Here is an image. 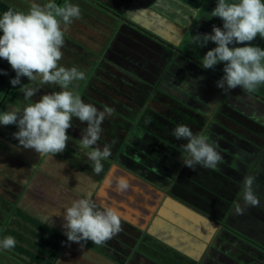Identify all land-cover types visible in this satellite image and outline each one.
I'll return each mask as SVG.
<instances>
[{
    "label": "crops",
    "instance_id": "crops-1",
    "mask_svg": "<svg viewBox=\"0 0 264 264\" xmlns=\"http://www.w3.org/2000/svg\"><path fill=\"white\" fill-rule=\"evenodd\" d=\"M57 1L52 0L56 4ZM75 1L78 0L70 3L78 5ZM119 1L126 3L124 4L126 8L121 9V6L116 8H119V14L122 11L123 16L131 21L128 23L129 25L120 20L121 16L110 19L109 16L97 12L98 18L102 17L108 20L103 32L107 35L98 34L104 37L114 34L112 44L110 40L94 41L97 49L94 50L96 47L93 45L91 48L94 51H91L89 46L79 41L82 47H78L88 56L89 54L83 49L84 46L90 49L93 56L94 53L98 54L99 52L105 54L102 63L107 67L111 66L110 68L113 69L112 71L116 76L113 77L116 78L114 86L121 87L124 93L120 92L123 95L125 93L132 94L128 95L129 99H132V104L129 106L133 105L143 109L142 114L144 116L148 112L163 114L167 117V121L162 126L165 133L162 136L164 140L147 133V128L139 126L137 123H130L124 129L129 131L125 132L124 138L135 139L141 144L147 143L149 148L153 150L152 152H156V149L164 151V147L167 146L180 147V152L184 156L186 153L183 145L187 141H175L173 129L177 125H186L195 133L194 128L200 126L195 134L203 132L208 135L209 142L222 156L218 166L210 169L197 165L194 169H189L182 166V158H170L167 160L169 163L167 165L162 164V166L167 170H170L173 164L177 169L182 166L183 172L177 170L176 174L192 173L191 170H194L197 174L194 181L197 183L199 180L201 184L199 190L214 188L216 179L220 177L231 178L238 183L239 187V194L236 199L239 202L236 203L235 208L238 205L244 207L242 199L244 180L247 176H254L256 183L253 188L260 204L257 207H247L244 214L238 215V218L235 208L230 206L225 208L220 219L217 216L210 217L209 212L201 210L198 204L190 203L187 194L181 192L180 188L173 189L174 192L160 193L157 189L158 184L169 188L173 177L168 176L164 170L161 171L160 166L144 167L145 175L151 183L147 184V180L143 179L144 176H142L144 173L141 174L140 172L141 175L137 174L139 176H136L130 169L129 171L120 170L116 167L111 169L107 163L111 164L112 161L108 160L102 161L104 170L99 175L93 176L75 169L74 175L70 174L71 181L67 182V185L63 181L65 179L63 172L65 171H62L61 175L57 174L61 171L63 164L67 166V163H64V159H62L63 154L58 159L59 162H54L51 158L48 159L43 163L44 169L43 167L41 170L39 167V169L37 167L28 168L20 157L26 154L30 155L29 152H31L33 155L29 157L35 160V150L23 148L14 139L13 133L19 130L16 125H0V238L12 236L16 241L15 247L12 249L0 248V264H27L20 260L22 258L28 264H40V261H37L40 260V252L48 249L43 246L42 242L48 240L55 233L59 236L51 241L56 254L51 261H54L53 264L119 263L115 260L114 254L102 253L103 255H101L97 253L98 251L91 250L95 246L94 244H84L85 246L82 245L81 247L79 243L68 241L64 234L63 224L65 222L61 219L65 214V209L71 206L73 200L79 196L88 195V192L98 205L119 210L122 217L121 227L122 230L127 228L128 238L131 236L132 230L138 231L140 228L144 232L143 237L148 236L150 239L147 240L148 243L156 245L154 242H158V246L150 245L146 247L145 252L139 253V256H136L138 260L133 264H184L185 260L181 262L179 259H185L186 256L194 258L196 264H226L218 260V257L221 256L231 258L227 253L230 251V247L223 249V243H219L218 240L219 230L223 225H236L238 231L264 246V242L260 240V237L264 238V99L253 94H246L247 92L242 93L240 89L245 90L239 87L223 91L217 87V81L223 76V63H218L215 66L217 74L206 71L210 69L203 70L200 63L187 62L176 51L177 47L183 51L193 49L194 55L192 56L196 55V59L200 57V61H202L206 52L216 46L209 42L205 47L198 48L191 43V37L198 33L201 35L211 33L214 25L223 28V21L210 15L217 5V0H116V2ZM32 2L33 0H0V14L10 8L26 12ZM35 2L43 5L49 0H35ZM80 5V18L74 19L65 32V35L69 37L76 32L84 34L94 32L92 27L96 21L87 20L83 15L86 11L95 12V7L83 2ZM114 5L118 6V3ZM80 21L85 22V24L80 23ZM109 21L112 23L111 25H108ZM78 24H82V27ZM138 27L146 30L149 36L136 31ZM108 28L109 30H107ZM73 29H76V32ZM156 35L165 39L166 43L169 46L172 45L173 48H167L165 45L157 43ZM66 39L67 37L64 38L67 43ZM252 43L254 46L264 48V39L259 36ZM112 45L114 46L111 50ZM66 46L63 45L62 47L65 51L67 50ZM75 46L77 45L75 44ZM118 46L121 48L120 51L116 50ZM233 46L244 45H229V47ZM109 51V56H107ZM95 59L97 58L94 57L93 61ZM173 59L175 60L172 61ZM0 65L4 66L3 72L7 73H0L2 77L6 78L5 83L0 84L1 91L3 86L14 76L15 71L4 59H0ZM141 86L143 87L140 89ZM147 89L152 90L151 101L149 104H146L147 102L142 104V92ZM18 90L19 94L13 95L0 113L11 108L22 110L26 106L21 105L24 103V94L21 89L18 88ZM242 95L256 98L257 106L253 103L251 105L240 103V101L242 102L240 99ZM16 99L22 102L19 103ZM135 103L139 106H135ZM222 104L226 105L223 109ZM241 108L242 111H240ZM232 110L248 119H244V125L255 127V130H252L253 134H259L256 143L254 141L245 142L240 138V134L233 135L217 120L214 122L217 113H230ZM223 115L228 117L226 114ZM241 123L243 124V121ZM80 124H77L76 127ZM72 126L75 125L72 124ZM85 126L87 125L81 126L79 129L70 128L80 130L84 129ZM132 134L134 135L132 136ZM169 136L173 139H169ZM70 141L71 138L69 137V145L71 144ZM27 170L30 172L28 179L25 172ZM32 172L35 173L31 175ZM80 172L83 178L77 182L76 177ZM117 172L125 174L124 176L129 175L127 179L130 188L124 194L114 191L115 183L111 187H104L103 189L101 187L105 176L111 175L115 178L119 174ZM53 173L56 174L55 178L61 182L59 184L55 182L56 185L51 187L48 180L53 177ZM65 177L69 179L67 174ZM134 178L139 181H135ZM203 179L205 181L201 183L200 181ZM144 182L148 186L144 185ZM60 184L65 186H60ZM59 187L63 189L64 193L58 190ZM50 188L57 189L54 190L53 198L48 196L51 192ZM172 196L182 200L184 204H179ZM205 200L208 201V199ZM233 213L236 215L235 217L232 216ZM247 217H252V219ZM42 228L50 233L48 237L40 234ZM125 241L128 240L125 239ZM156 249L157 251H155ZM11 252L15 255H12ZM165 254L170 257H166ZM230 254L240 264H255L252 259L243 260L242 253H239L237 249H233ZM261 258H257V264L263 263ZM133 259L134 254L128 262L126 261V264H131Z\"/></svg>",
    "mask_w": 264,
    "mask_h": 264
},
{
    "label": "clouds",
    "instance_id": "clouds-1",
    "mask_svg": "<svg viewBox=\"0 0 264 264\" xmlns=\"http://www.w3.org/2000/svg\"><path fill=\"white\" fill-rule=\"evenodd\" d=\"M195 11V10H193ZM79 5L64 4L58 6L52 0L41 5L35 0L25 11L8 9L0 14V59L6 60L15 71V78L9 82L13 87L21 85V78L35 81L38 77L42 85H57L59 91L46 93L38 100L28 103L23 109L11 108L0 113V125H16L18 131L14 139L25 149H33L42 156L63 153L68 146L69 136L66 130L72 127L73 117L87 127L82 131L79 141L82 149H91L86 153L93 162V171L99 175L104 170L102 161L111 156L110 146L97 147L101 137V125L112 110L103 111L84 100L69 86L74 81L86 78L85 72L77 67L66 68L58 62L62 59L61 51L64 35L74 19H79ZM223 21V28L213 26L211 33L196 34L191 43L198 48L209 42L216 46L206 52L201 66L214 69L223 63V76L217 81V87L223 91L242 88L254 91L264 85V48L254 46L253 41L259 36L264 39V0H217L216 7L210 13ZM229 45H244L233 46ZM0 73L7 74L0 70ZM25 100L34 97L37 87L21 89ZM173 135L178 140L187 141L183 145L186 155L182 156V166L194 169L197 165L214 169L222 160L209 137L205 133L194 134L186 125H177ZM114 191L126 193L130 184L126 177L103 178L102 189L111 187ZM254 176L244 180V207L237 206L235 213L242 215L247 207H257L260 201L255 194ZM65 235L70 242L82 245L103 246L121 230V213L118 209L98 205L90 194L79 196L65 209L63 216ZM12 236L0 238V248L9 250L15 247Z\"/></svg>",
    "mask_w": 264,
    "mask_h": 264
},
{
    "label": "rangeland",
    "instance_id": "rangeland-1",
    "mask_svg": "<svg viewBox=\"0 0 264 264\" xmlns=\"http://www.w3.org/2000/svg\"><path fill=\"white\" fill-rule=\"evenodd\" d=\"M71 1H74V0H61V3L59 5L63 6L64 4H68ZM76 2L78 3L80 8H81V5H80L81 2L86 3V4L90 5L91 7H93V6L95 7L94 8L95 12L94 11H91V12L86 11V13L83 16L87 20L96 21L95 25H93L92 29L94 32H97V33L93 32L92 34L91 33L84 34V33H78V32H76V29H73L76 33H72V36L69 37L68 35H64V38L67 37V39H66L67 43L66 42L64 43V45H67L66 46L67 50L65 51V49H61L63 56H62V59L58 62V64L60 66L66 67V68L77 67L80 71L85 72L86 78L82 81H74L73 84L69 86V90H71L75 94L79 95L84 100V102L94 105L100 111H103L105 109V107L112 110V114L110 116H107L101 125L102 129H109V131H108V133L107 132L105 133V131H101V137H100V140L97 142L96 146L100 147L102 149L105 145H108V146H110V149L112 150L113 146L109 145L110 144L109 140L118 141V139L120 140L122 137H124L125 132H128V131H125L124 129L127 128L128 124L130 122H134V124L137 123V125H139V126L146 127L147 133H150L152 135H156V137L158 139L164 140L162 138V136L165 133L162 129V126L164 125V122L167 121V117L164 116L163 114H159V113L151 114L148 112H146V114L144 116L142 114V112H144L143 109L134 107L133 105L129 106L130 104H132V99H129V96L132 94L125 93L123 95V94H121V92H123L121 90L122 88L119 86H114L115 79L113 77H115V75H114L115 73L112 71L113 69L110 68L111 66L107 67L104 63H102L103 62L102 58L105 57V54H102V52H99L98 54L94 53V56H93L90 52V49H91V51H94L95 49H97V46L94 45V41H101V42L103 41L104 42L106 40H110L111 37H113V35H114V34H109L106 37L102 36L104 34L107 35V33H103V32L105 31L106 21H108V20H107V18L106 19L102 18V17L98 18L97 16L99 14L96 15V13L101 12L103 15L109 16L110 19H111V17L116 19V18H118V16L119 17L121 16L120 20L124 21V23L126 25H129L128 23L131 21H129V19L126 16H123L122 11H121V14H119L120 13L118 11L119 8H116V7H120V6H121V9L126 8L124 6V4H126L125 1L116 2V0H105V1H103V0H78V1H75V3ZM112 3H114V4L118 3V6H115ZM125 13H126V11H125ZM83 21H80V23H82ZM83 23L85 24V22H83ZM111 24L112 23L109 21L108 25H111ZM96 25H98V27H96ZM78 26L82 27V24H78ZM87 29H88V26H87ZM107 30H109V28ZM85 32H87V31L85 30ZM98 33H102V35H99ZM79 41H80V43H84V45L89 46L90 49L86 48L85 46L83 47V49L85 50V52H87L89 54V56L85 55L81 51V49L79 47H82V46L79 44ZM75 44L77 46H75ZM93 45L96 47V48H94V50H93V48H91V47H93ZM183 49H184V47H183ZM176 51H178L179 56L184 58L187 62H191L194 64H196V63L202 64V61H200L201 60L200 57H199V59H196V57H195L196 55L192 56V55H194L193 49H191V50L187 49V51H183L182 49L177 47ZM176 51H175V53H177ZM94 57H96L97 59H95L93 61ZM203 70H206V69L203 68ZM206 71L217 73V70L215 68L210 69V70H206ZM21 85H22V87H21ZM21 85H17L16 87H12L11 91L9 92L10 98H12L13 95L19 94L18 88L22 89L24 87H37L39 89L37 94L34 97H32L31 99L25 100V98L23 97L24 103L21 105H27L28 103L35 102L43 94L51 93V92L60 90L59 86H57V85H42V84H40L39 77L35 81H29L26 77H22L21 78ZM142 87L143 86H141L140 89ZM118 90L121 92L117 93ZM143 91L144 92H142L143 93L142 104H144L146 102H147L146 104H149L151 101V91L152 90L147 89V90H143ZM240 92L244 93V91L241 89H240ZM249 93L253 94L255 96H260L262 99H264V85L259 86L254 91H247L246 94H249ZM84 94H86L88 96V99ZM16 100H18L19 103L22 102L19 99H16ZM138 104H140V103H138ZM134 105L139 106L136 103ZM240 111H242V108L240 109ZM232 112L235 115V112L233 110H232ZM237 112H239V111H237ZM223 114H226V113H217V115L214 118V122H216V120H217L221 124V126H223L224 128H227L229 133H231L233 135H235V134L239 135L240 134L241 135L240 138L242 140H244L245 142L254 141V143H256V140L259 138V134L258 133L253 134L252 130H255V127H251L250 125L247 126V125L242 124L240 121L236 120L233 115H231V117L230 116L226 117ZM241 120H243V119H241ZM72 121L74 123L80 122L78 120V118H75V117L72 119ZM85 127H87V126H85ZM66 134L71 138V141H70L71 144L70 145L68 144L67 149L63 153H59V154H56L54 156L53 155L42 156L39 153L35 152L36 156H34V157H36V159L32 160L29 156H31L33 154L31 152H29L30 155H28V154H26L25 156L22 155V157H20V158H22L23 163L26 164L28 166V168L30 167V168L34 169V167H37V168L39 167L41 170L42 167H43V169L45 167V165L43 163H45L48 159L51 158V159H53L54 162H57V161L59 162L60 160H58V159L63 154L62 159H64V163H67V166H64L65 164H63L62 166L64 168L62 167L61 171L57 174L61 175L62 171H65V172H63L64 173L63 176L65 178V179H63L64 184H67V182L69 183V181H71L70 174L74 175L75 169L82 171V172H85V174L88 173L89 175H93V176L97 175L93 171V162L90 161L86 155V153L88 151H90V149L85 150V149H82L80 146L79 141L81 139L82 131L69 128L66 130ZM250 134H252V135L250 136ZM116 138H117V140H116ZM123 141H124V139H123ZM125 145L122 144L119 147L118 152L122 153L123 149L125 148ZM27 150H32V149H27ZM69 158H71V159H69ZM72 165H73V167H72ZM108 165H110V163H107V166ZM25 172L27 173V179H28V177L30 178V176H28L30 173L29 170H27ZM191 172L192 173H190V172H185L183 174L181 173L180 182L182 183V188L180 189V191L187 194V199H189L188 201L190 203L194 204L198 200L199 201L198 205L201 207L200 209L204 210L205 212L206 211L209 212L210 217L211 216H217V217L220 216L221 217V215L217 214L218 209L215 213V208L212 206L215 204L214 203L209 204V201L206 202V200L204 198L207 196V199H211V198L213 199L217 196V197H219L218 202L222 203L225 200L229 201L231 199L230 197H228V195L230 194V191H232L233 192L232 193V199L234 201L236 199L237 195L239 194V191L238 190L233 191L231 189H228V190L224 189L225 186L219 188L216 185H213V186H215L214 188H210V189H205V188L201 189L200 188L201 190H199V187H201L199 180L197 181V183L194 181L197 174L194 170H191ZM34 173L35 172H32L31 175H33ZM117 173H119L117 175V177L125 175V174H122L120 172H117ZM66 174L69 176V179L65 177ZM85 174H84V176L86 177ZM55 177H56V174L53 173V177L48 180L49 185H51V187L56 185L55 182H58V184L61 182L58 178H55ZM124 177L128 178L129 175L124 176ZM82 178L83 177H82L81 172H80V174L76 177L77 182L79 180H82ZM134 180L139 181L137 178H134ZM204 181L205 180L203 179L200 182L204 183ZM92 182H93V180H92ZM146 182H147V184L150 183L148 180ZM143 184L147 185L145 182ZM60 186H65V185L60 184ZM50 189H51V192L49 193L48 196H49V198H53L54 190H57V189H53V188H50ZM58 190H61L64 193L62 188L59 187ZM88 194H89V192H88ZM196 195H198V196H196ZM37 200H40V198H37ZM175 200L184 204V202H182V200H180L178 198H175ZM195 204H197V203H195ZM224 206H225V203H224ZM234 206H235V203H233L232 208ZM223 211H222V213H223ZM220 217H218V219H220ZM61 220H63V218ZM56 227H58V226H56ZM131 233H132L131 236H134L135 233L137 236V240H135V242L132 244H131L132 238H128L129 234L123 230V231H120L117 235H115V238L113 237L114 239L111 238L110 240H108L103 246H97L94 244L95 246L91 250L94 252L98 251L97 253H99V254H102V253H107L109 255L114 254L115 260H117L119 263H123L125 261L128 262L134 253H136V252L141 253L142 251L145 252L147 250L145 248V245H144L145 239L142 235V234H144V232L140 228H138V231L134 230ZM40 234L45 235L47 237L50 235V233H47L44 230V228H42V231ZM58 236L59 235L55 233L54 235H51V237L48 240L42 242L43 246L47 247L48 249H44V251L40 252L41 253V255L39 256L40 260H37V261H40V264H49L52 261L53 257L56 255L55 250L52 247L53 243H51V241L52 240L54 241ZM260 238H261L260 239L261 242H264V238L263 237H260ZM125 239L128 241H125ZM90 243H92V242L88 241L85 245H89ZM85 245H83V246H85ZM11 253H12V255H15V253H13V252H11ZM186 260H187V264H196V262H195L196 260L194 258H188L186 256ZM53 262H51V264H53Z\"/></svg>",
    "mask_w": 264,
    "mask_h": 264
},
{
    "label": "flooded vegetation",
    "instance_id": "flooded-vegetation-1",
    "mask_svg": "<svg viewBox=\"0 0 264 264\" xmlns=\"http://www.w3.org/2000/svg\"><path fill=\"white\" fill-rule=\"evenodd\" d=\"M113 40H114V37L113 38L111 37V39H110L111 44H112ZM114 45H112L111 50H112V48H113ZM116 50L117 51H120L121 50L120 46H118L116 48ZM110 51L107 52V56H109ZM8 83H9V81L7 82V84H5L3 86L4 88L0 91V95H2V94H4V93L7 92V96H9V92L11 91V89H12L13 86H11L10 89L8 90L7 89L8 85H9ZM244 92H247V91L245 90ZM117 93H120V91L118 90ZM84 95L88 99V96L86 94H84ZM240 99L242 100V102L240 101V103H242V104L251 105L253 103V104H255L257 106V102H256L257 99L254 98V97H249V96L247 97L245 95H242V97ZM222 105H221L222 106V109H223V107H226L225 104H222ZM236 106H239V105H236ZM226 115L227 116L233 115L234 118L236 120L240 121V122H242L244 119L245 120H248L243 115H240V114L237 115L236 113L234 115V113L232 111L230 113H226ZM241 119H243V120H241ZM244 122L245 121H243V124H245ZM130 123L134 124V122H130ZM72 124L75 125V126H72V127H76V125L77 124H80V122L74 123L72 121ZM86 124H87L86 122L81 123L76 128L79 129L81 126H84ZM199 127L196 126L194 128L195 129V133L197 132V130L199 129ZM79 131H83V129H80ZM102 131H105V133L106 132L108 133L109 129H102ZM133 135L134 134H132V136ZM123 139H124V141H123ZM169 139H173V137H170L169 136ZM116 140H117V138H116ZM177 140L178 139H175V141H177ZM109 141H110V144L109 145L113 146V148L111 150V156L107 159L108 161H112L111 164L109 165V167L111 169H113L115 167L117 169L126 170V171H129V169H130L136 176H139L137 174H140V172H141V174L144 173V174H142V176H144L143 179L149 181L150 179H147V176L145 175V171H144L145 169H144V167L145 166H149L151 168L153 165H155L156 167L157 166H160L159 169L161 171L164 170V172L167 173L168 176H173L172 177V180L170 181L171 184H170V187L169 188L166 187V186H162L160 184H158V187L156 186L157 189L160 191V193L161 194H164L165 192H169V191L170 192H174L173 189H176L177 190V188H180V189L182 188V183L180 182L181 173L176 174V171L177 170L179 172H183L182 166H181V168H178L177 169V167L175 166V164L172 163L173 165L171 166V169L170 170H167V168H165L164 166H162V164L163 165H167V163H169V161H167V160L170 159V158H174V159H176V158H182V153L180 152V149H179L180 147L173 148V147H170V146L168 147L167 146V147H164V151L156 149L155 150L156 152H152L153 150L151 148H149L150 146L147 143L141 144L140 142L136 141L135 139H129V137H126V138L122 137L120 140L118 139V141H115V140L114 141L109 140ZM122 144L123 145L126 144V145H125V148L123 149V152L120 153V152H118V149H119V147ZM128 156H129V158H128ZM214 185H216L219 188L225 186L224 189H227V190L228 189H231L233 191L234 190H239L238 183L236 181L232 180L229 177H220V178L216 179V182H215ZM232 193L233 192L230 191V194L228 195V197H230L231 199L229 201H226L225 200L222 203L218 202L219 197H217V196L215 198H213V199L212 198L211 199H208L209 204H213V203L215 204V205H212L215 208V213H216V211L218 209L217 214L218 215H221L222 211L225 210V208L227 206L232 207L233 206V203H235V205H236V203L239 202L238 200H236L237 197L233 201V199H232ZM204 199H207V196ZM198 202L199 201L197 200L195 203L198 204ZM224 203H225V206H224ZM234 208H235V206H234ZM232 216L235 217L236 215H234V213H233ZM218 217H220V216H218ZM236 217L238 218V215ZM249 218L252 219V217H249ZM235 220H238V219H235ZM236 227H237L236 225H223L221 227V230H219V235H220L219 238H218L219 243H223V249H225V248L227 249V248L230 247V251H228L227 253L229 254V256L231 258H229V257L223 258V256H221V257H218V260L219 261H223L226 264H240L237 261H235L234 260V257L230 254L233 249H235V250L237 249L239 251V253L240 252L242 253L241 256L243 257V260L244 259H247L246 261H248V259H252V261H254V263L257 264V262H256V260L258 261L257 258L262 257L261 259L263 260V263L262 262H260V263L261 264H264V246H262L260 243H258L256 241L250 239L249 237L245 236L244 233L237 231L236 230ZM126 229L127 228H125L123 230L125 232H127ZM123 230H121V231H123ZM133 231L134 230H132L131 232H133ZM136 233H135L134 236L129 237V238H132L131 243H134L135 240H137ZM130 234L132 235V233H130ZM144 239H145V244H144L145 245V248L146 247H149L150 245H153V243L150 244V243L147 242V240H150V239H148V236H145ZM154 243H156V245H153V246H158V242L157 241L154 242ZM138 254H139L138 252L134 253V259H133V261H132L131 264H133L135 261L138 260L137 259V257L139 256ZM220 255H223V254L220 253ZM180 260H181V262H183L182 260H185V263L187 264L186 258L185 259H183V258L182 259H179V261Z\"/></svg>",
    "mask_w": 264,
    "mask_h": 264
},
{
    "label": "water",
    "instance_id": "water-1",
    "mask_svg": "<svg viewBox=\"0 0 264 264\" xmlns=\"http://www.w3.org/2000/svg\"><path fill=\"white\" fill-rule=\"evenodd\" d=\"M61 3V0H58L57 1V5L59 6V4ZM129 22V21H128ZM131 24H133V23H131ZM135 25V24H134ZM143 28H141V27H138L137 28V30L136 31H138L139 33H141V34H143V35H145V36H149V33L146 31V30H142ZM157 36V38H155V40L157 41V43H160V44H163V45H165L167 48H173L172 47V45H168L167 43H166V40L165 39H163L162 37H160V36H158V35H156ZM158 37H160V38H158ZM175 59H173L172 61H174ZM16 76V75H15ZM15 78V77H14ZM12 85L10 84L9 85V87H8V90L10 89V87H11ZM6 95H7V92H6V94H5V96L3 97V99H2V101L5 99V97H6ZM1 102H0V107H1ZM6 107V106H5ZM23 162V161H22ZM172 198L173 199H175V198H177V197H175V196H172ZM179 204H180V202H179ZM182 204V203H181ZM237 230V229H236ZM238 231V230H237ZM240 232V231H239ZM138 242V241H137ZM155 251H157V249L155 250ZM101 255H103V254H101ZM165 256L166 257H170V256H168V255H166L165 254ZM107 257V256H106ZM22 262H24V263H27L28 264V262L26 261V260H24L23 258L22 259H20ZM117 264H126V261L125 262H123V263H117Z\"/></svg>",
    "mask_w": 264,
    "mask_h": 264
},
{
    "label": "trees",
    "instance_id": "trees-1",
    "mask_svg": "<svg viewBox=\"0 0 264 264\" xmlns=\"http://www.w3.org/2000/svg\"><path fill=\"white\" fill-rule=\"evenodd\" d=\"M3 69H4V66L0 65V70H3ZM15 75H16V73H14V76H15ZM14 76H13L11 79H13ZM11 79H10V80H11ZM5 80H6V78H5V77H2V74H0V84H4V83H5ZM8 84L10 85V82H9ZM4 96H5V93L2 94V95H0V102L2 103V104H1V107H0V112L2 111V108L5 106V104L8 103L9 100H10V97L7 96V97H5V99L2 101V99H3Z\"/></svg>",
    "mask_w": 264,
    "mask_h": 264
}]
</instances>
